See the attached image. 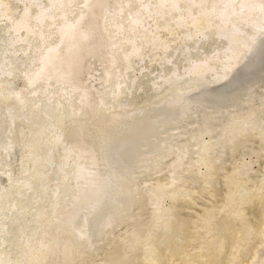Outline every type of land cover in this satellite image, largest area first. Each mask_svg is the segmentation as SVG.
Here are the masks:
<instances>
[{"label":"bare ground","instance_id":"obj_1","mask_svg":"<svg viewBox=\"0 0 264 264\" xmlns=\"http://www.w3.org/2000/svg\"><path fill=\"white\" fill-rule=\"evenodd\" d=\"M4 20L0 264H264V0H0ZM145 62L171 67L137 102Z\"/></svg>","mask_w":264,"mask_h":264},{"label":"rangeland","instance_id":"obj_2","mask_svg":"<svg viewBox=\"0 0 264 264\" xmlns=\"http://www.w3.org/2000/svg\"><path fill=\"white\" fill-rule=\"evenodd\" d=\"M14 4H15V2L12 4L14 7L16 5H17V7H19V4H17V3H16V5H14ZM78 5H76V6L77 7H80V5L79 6ZM20 7H21V5H20ZM19 12H20V10L17 12V14ZM5 23H6L5 20L4 21H0V25H2V26L5 25ZM161 36H163L165 38H168V39L171 38V36L167 35L165 32H162L161 33ZM217 43L215 44L214 42H210V43L206 44L205 46H203L201 48V50L197 49L196 51H200L201 54L211 53V52L214 51L215 48L220 47V45H219L220 44V41L217 42ZM145 63H147V62H145ZM179 64H180L179 65L180 67L185 65V63H181V62H179ZM146 66H147V69L145 70L146 75H141L137 71H135V72H133L131 74V76H137L140 79V83L142 84V86H144L143 89H141V90H139L138 92L135 93L136 94V97H137L136 98L137 102H140V101L146 99L148 96H150L152 94V91L150 92V90L148 88H146V87L151 86L152 81L158 76L159 71L163 70L164 71L163 73H166V72L169 71V69L171 67L170 64H168L166 66H159L157 64L150 65L148 63L146 64ZM22 86H23V83L22 82H20V81L14 82V87L15 88L21 89V88H23ZM193 128H195V127H189L187 130H190V129H193ZM206 140H209V139L206 138ZM246 161H249V158L248 157H246ZM142 171H145V170H142ZM209 202L215 205L214 201L209 200ZM169 205H170V201H168V200L165 201L164 206L165 207H168ZM261 251H260L259 254L264 255V247H263V249Z\"/></svg>","mask_w":264,"mask_h":264}]
</instances>
